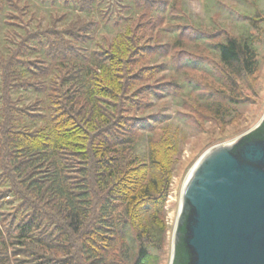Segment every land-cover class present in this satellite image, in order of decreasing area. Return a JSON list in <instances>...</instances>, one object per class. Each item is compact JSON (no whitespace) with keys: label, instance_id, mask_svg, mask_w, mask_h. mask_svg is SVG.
<instances>
[{"label":"trees","instance_id":"trees-1","mask_svg":"<svg viewBox=\"0 0 264 264\" xmlns=\"http://www.w3.org/2000/svg\"><path fill=\"white\" fill-rule=\"evenodd\" d=\"M72 2L88 17L98 5ZM115 4L99 20L62 14L45 25L37 19L33 29L35 18L7 22L24 34L0 36V264H146L163 248L184 139L167 111L183 107V91L226 123L238 102L236 80L257 70L253 32L213 42L179 0ZM164 20L171 25L159 27ZM178 20L186 21L181 29ZM111 22L110 34L99 29ZM190 28L216 65L189 57L184 65L202 67L210 83L187 71L182 78L180 64L156 67L172 47L190 51L182 40ZM166 32L170 40L160 41ZM160 73L169 75L166 86L152 83ZM164 98L168 110L159 111Z\"/></svg>","mask_w":264,"mask_h":264},{"label":"rangeland","instance_id":"rangeland-1","mask_svg":"<svg viewBox=\"0 0 264 264\" xmlns=\"http://www.w3.org/2000/svg\"><path fill=\"white\" fill-rule=\"evenodd\" d=\"M114 1L117 2V0ZM179 1L181 3L180 8L184 7L197 25L200 24V28L203 30L206 29L207 32L213 34L211 39L213 42H217L224 38L228 33L236 35L244 32H253L257 38L255 46L258 52V67L252 76H244L236 80V90L232 95L238 102L231 104L232 117L228 119L229 122L223 123L216 119H210L208 117L210 110L198 104L199 101H197V96L194 94L189 96L187 92L184 93L183 91H180L178 94V97L185 100L182 101L183 107H174L167 111V113L170 112L172 114V122H177V125L184 129V139H182L181 152L178 156V160L174 165L175 169L170 193L167 197L163 214L164 227H166L163 248L158 252H154L150 260L145 261L146 264L171 263L174 234L179 212L181 210L183 190L198 162L215 147L228 145L237 141L241 136L256 128L264 118V0ZM221 1L225 5H221ZM95 2L98 5H95L93 12L90 14V17H88L89 14L81 13L79 7L74 6L72 0H0V36L5 35L4 37H14V35L18 34L17 32L24 34V32L16 27V24L27 23L29 20L28 18H35L32 19L31 29H33V26L34 28L36 27L37 19L45 25L52 18L62 16V14L70 19L82 15L99 20L98 18H103L100 14L106 13L111 3L116 5L113 0H95ZM103 9L104 11L101 13ZM123 12L125 11L121 13ZM121 13L113 12L110 16H113V18H124ZM257 14H260V16H252ZM242 15H245V17L243 18ZM156 16L157 13L153 15V18H156ZM7 17L10 18V21H7L9 20L6 19ZM252 18L257 20V26H251L250 23L253 20ZM124 21L125 20L121 19V22ZM7 22H11L16 26H12ZM185 22L184 20H180L177 23L178 26H181L180 29L184 26ZM58 23L59 25L61 24L60 22ZM165 25L167 27L171 24L166 20L159 23V27L161 28H164ZM101 28L105 33L110 34L111 31L115 29V26L113 22L108 24L103 23L99 29ZM190 30L191 31H186V38L183 36L182 40L186 44L185 47L191 52L185 50L181 45L177 49L172 47L165 57L162 56L160 58L158 61L159 65H156V67L160 69L163 66V62V69H168V63L171 65L180 64V68H182L183 71H181L179 75L182 78H184L188 72L190 73V77L197 78L202 84L210 83V81L203 82L205 77L201 72L203 71L202 67L199 65L196 67H189V69L195 70L189 71L188 66L184 65L188 57L192 59H201L205 63L212 62L216 65L214 63L216 60L215 53H211L200 47H198L200 49L196 48L195 41L191 40V38H194L195 33L200 34V31L194 28H190ZM97 34L96 40H99L101 34ZM189 34H192L191 38ZM147 35L148 36L144 38V44H148L151 40L150 33H147ZM168 35L169 32L163 33V37L161 34L160 41L164 42L170 40V35ZM102 36L104 37L105 35ZM156 78H159L158 81L152 83L166 86V80L169 79V75L168 73H160ZM194 102L197 104L195 107H199L197 112L193 109ZM169 103V99H162L158 104L159 107L157 110H168L166 108L169 106ZM175 112H178V114ZM206 113L208 116L205 115ZM179 114L192 115L191 117H193L197 124H200L201 128L193 126V124L190 125L189 120H184L183 116Z\"/></svg>","mask_w":264,"mask_h":264},{"label":"water","instance_id":"water-1","mask_svg":"<svg viewBox=\"0 0 264 264\" xmlns=\"http://www.w3.org/2000/svg\"><path fill=\"white\" fill-rule=\"evenodd\" d=\"M170 264H264V118L194 167Z\"/></svg>","mask_w":264,"mask_h":264}]
</instances>
